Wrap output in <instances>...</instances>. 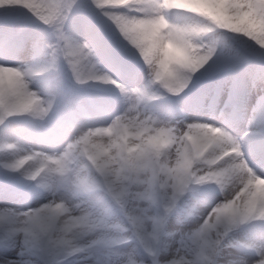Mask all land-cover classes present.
I'll return each mask as SVG.
<instances>
[{
  "label": "clouds",
  "instance_id": "9594fccd",
  "mask_svg": "<svg viewBox=\"0 0 264 264\" xmlns=\"http://www.w3.org/2000/svg\"><path fill=\"white\" fill-rule=\"evenodd\" d=\"M0 264H264V0H0Z\"/></svg>",
  "mask_w": 264,
  "mask_h": 264
}]
</instances>
